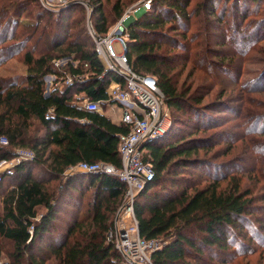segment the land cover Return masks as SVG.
I'll use <instances>...</instances> for the list:
<instances>
[{
  "label": "trees",
  "instance_id": "16d2710c",
  "mask_svg": "<svg viewBox=\"0 0 264 264\" xmlns=\"http://www.w3.org/2000/svg\"><path fill=\"white\" fill-rule=\"evenodd\" d=\"M90 1L94 33L106 36L122 16V5H112L109 15L102 0ZM0 3V66L17 55H22L26 66L25 77L0 79V138L7 140V146L0 147V163L13 160L18 149L29 148L34 154L32 161L16 165L12 176L2 174L1 183L9 180L11 184L0 204V239L13 250L11 263L6 264H45L50 258L57 264H124L119 252L107 242V234L114 229L113 219L124 201L125 185L113 175L65 174L81 163L120 168L118 137L128 130L103 115L85 111L78 103L107 101L110 82L122 80L114 73L105 74L86 30L81 27L73 33L84 21L72 27L76 8L66 7L51 14L38 0ZM189 5L190 0H152L150 10L128 26L126 55L134 72L155 79L169 111L189 115L198 126L203 116L198 108L202 97L180 92L170 76L169 59L156 54L160 43L168 39L162 32L166 23L174 27L175 21H185L188 25ZM63 59L69 61L56 67ZM48 76L61 82L70 78L71 82L62 83L45 95L44 78ZM219 107L224 109L225 105ZM170 129L162 137L143 144V160L151 165L154 178L133 204L140 237L147 241L165 240L161 241V249L151 255V262L192 264L188 261L191 255L194 259L202 258L205 252L230 254L231 247L242 246L239 239L248 240L245 230L254 232L250 218L256 213L255 198L241 191L237 178L230 179L224 190H220L218 180L202 189H180V176L187 168L202 171L213 167L224 171L228 167L192 159L205 147V140L181 136L175 143L177 136ZM44 165L46 168L36 177V167ZM64 174L68 178L63 186L70 196L93 191L87 211L92 221L84 226L73 225L54 243L51 236L61 209L59 201L55 205L58 198L50 183L62 182ZM168 179L172 180L171 188L166 187ZM40 210L44 213L39 214ZM42 245L50 255L45 260L35 256ZM242 248L246 253L238 257L245 259L251 247Z\"/></svg>",
  "mask_w": 264,
  "mask_h": 264
},
{
  "label": "rangeland",
  "instance_id": "374dc122",
  "mask_svg": "<svg viewBox=\"0 0 264 264\" xmlns=\"http://www.w3.org/2000/svg\"><path fill=\"white\" fill-rule=\"evenodd\" d=\"M142 1L102 0V6L109 15L112 5L116 2L122 5V16L113 23L108 34L128 13L137 12ZM70 2L73 5L68 7L76 8L72 27L77 26L76 22L84 20L73 33L81 27L88 32L87 24L92 26L91 1ZM142 15L140 11L135 13L130 24ZM186 15L188 25L185 21H175L174 27L166 23L162 32L168 39L165 43H160L156 54L169 59L170 76L180 92H190L193 97H202L198 108L203 116L196 126V119H191L185 113L170 111L172 128L169 129L177 136L173 141L175 143L181 136L189 140H205L202 145L205 147L192 159L228 169L218 171L211 167L201 171L187 168L180 176L183 181L178 187L202 189L218 180L220 190H224L230 179L237 178L241 191L249 192L256 201V213L250 218L254 232L252 230L253 234H250V229H247L245 232L246 235L249 234L248 240L239 239L242 246L251 247L253 254L248 251L249 255L242 259L238 256L246 253L245 248L237 246L231 247L232 253L224 256H218L216 252H205L202 258L192 259L191 255L188 261L192 264H264V0H190ZM165 19L170 18L166 16ZM114 47L116 52H120L118 45ZM67 61L69 60L63 59L57 63L62 67ZM25 75L26 66L22 55H17L0 66V79L23 78ZM62 83L60 79L45 77V95L53 88L61 87ZM219 104L225 105L224 109ZM6 168L0 163V172ZM43 168L46 166L36 167L34 175L38 177ZM65 174L68 175L67 172ZM65 174L61 178L62 182L50 183L58 198L55 205L59 201L58 207L61 209L51 236L54 243L60 241L73 225L84 226L92 221V215L87 217V211L91 208L89 203L93 191H85L81 197L70 196L63 186L68 178ZM1 179L0 175V204L1 197L10 190L11 185L9 180L1 183ZM171 181L167 180V188L172 187ZM123 204L124 201L120 207ZM42 213L44 210L39 211V214ZM120 218L124 219L116 212L111 229L121 222ZM123 223L129 225L131 221L125 219ZM44 249V245L40 246L35 256L42 260L49 258L50 255ZM12 251L10 244L0 239V264L11 263ZM45 264L57 262L50 258Z\"/></svg>",
  "mask_w": 264,
  "mask_h": 264
},
{
  "label": "built area",
  "instance_id": "2783aa9c",
  "mask_svg": "<svg viewBox=\"0 0 264 264\" xmlns=\"http://www.w3.org/2000/svg\"><path fill=\"white\" fill-rule=\"evenodd\" d=\"M38 2L43 9L54 14L72 4L70 0H38ZM151 3L152 0H143L137 12L149 11ZM137 12L128 13L109 34L103 37L96 36L93 27L87 24L88 32L95 44L96 55L105 74L114 73L122 81L110 82L106 89L107 101L83 100L78 103L85 111L98 114L104 106L107 108L118 106L121 113L120 126L128 130L118 137L120 168L103 163H81L66 172L68 175L93 173L119 178L126 187L124 204L118 211V215L121 214L124 219L120 218L121 222L107 234V242L119 252L124 264H153L151 255L161 249L163 243L160 240L147 241L140 237L133 204L137 195L154 178L151 165L143 160L146 154L143 144L162 137L171 126V118L155 79L134 72L127 60L128 26ZM115 45H118L120 52H116ZM55 66L58 67V63ZM70 82L71 79L67 78L63 83L68 85ZM4 146H7V140L0 138V147ZM14 156L9 162H1L5 168L8 165L0 172L1 176L3 173L12 176L16 165L34 159L31 150L18 149ZM125 219L130 220L131 223L129 225L123 223Z\"/></svg>",
  "mask_w": 264,
  "mask_h": 264
},
{
  "label": "crops",
  "instance_id": "0c3cea01",
  "mask_svg": "<svg viewBox=\"0 0 264 264\" xmlns=\"http://www.w3.org/2000/svg\"><path fill=\"white\" fill-rule=\"evenodd\" d=\"M99 114L109 119L114 125L120 126L121 113L118 106L114 107L113 105V108H107L104 106Z\"/></svg>",
  "mask_w": 264,
  "mask_h": 264
}]
</instances>
